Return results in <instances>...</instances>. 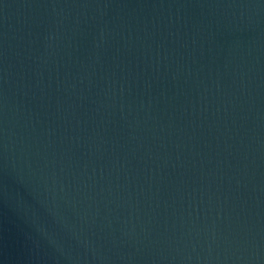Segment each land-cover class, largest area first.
<instances>
[{"label": "water", "instance_id": "1", "mask_svg": "<svg viewBox=\"0 0 264 264\" xmlns=\"http://www.w3.org/2000/svg\"><path fill=\"white\" fill-rule=\"evenodd\" d=\"M0 264H264V0H0Z\"/></svg>", "mask_w": 264, "mask_h": 264}]
</instances>
